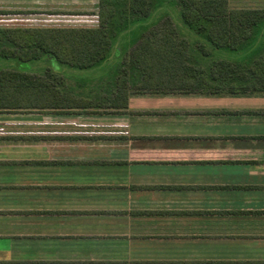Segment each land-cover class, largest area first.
Wrapping results in <instances>:
<instances>
[{"label":"crops","instance_id":"1","mask_svg":"<svg viewBox=\"0 0 264 264\" xmlns=\"http://www.w3.org/2000/svg\"><path fill=\"white\" fill-rule=\"evenodd\" d=\"M98 25V0H0V28ZM101 67L57 72L86 107L0 110V264H264V87L133 81L122 107Z\"/></svg>","mask_w":264,"mask_h":264},{"label":"trees","instance_id":"2","mask_svg":"<svg viewBox=\"0 0 264 264\" xmlns=\"http://www.w3.org/2000/svg\"><path fill=\"white\" fill-rule=\"evenodd\" d=\"M98 1L96 27L0 28V61L13 59L16 64L0 65V110H58L63 101H76L86 107L83 95L62 88L69 84L64 75L51 69L42 73L27 71L22 66L49 55L74 69L100 67L111 56L118 37L151 15L161 0ZM177 1L183 23L208 45L183 35L171 17L153 25L131 46L129 60L116 78V96L124 98L122 107L128 104V87L133 81L145 89H177L216 84L211 82L215 80L221 84L238 74L248 79L249 72L255 83L264 87L262 53L246 62L220 59L208 64L194 54L258 51L262 45L259 39L264 36V7L234 6L231 0ZM78 76L82 77L78 83L89 84V77Z\"/></svg>","mask_w":264,"mask_h":264},{"label":"rangeland","instance_id":"3","mask_svg":"<svg viewBox=\"0 0 264 264\" xmlns=\"http://www.w3.org/2000/svg\"><path fill=\"white\" fill-rule=\"evenodd\" d=\"M234 6H252V7H264V0H231ZM96 6L89 5V20L95 19ZM171 17L181 33L187 36L191 41L199 40L202 44L208 45L206 39L202 36L195 34L192 30H190L184 23L181 18V7L178 4L177 0H161L158 5L155 7L154 11L146 18L139 20L135 23L130 29L123 32L117 39V43L113 49L111 56L102 63V67L104 70H107V76L113 75L114 72H121L122 68H124L126 61L129 60L131 46L136 43L142 36L144 32H146L149 28H151L156 23H159L163 18ZM91 23V22H89ZM264 29V27H263ZM264 33V31H263ZM193 38V39H192ZM263 40V41H262ZM261 46H264V36H261L260 39ZM260 46L259 50L253 52L248 50L247 53L244 51H229V50H215L212 52L211 57H207L209 61L219 60V59H231V60H244L245 58L252 59L256 57L255 55L264 54V47ZM258 47V46H257ZM199 55L206 57V54L202 51H197ZM210 56V55H208ZM253 56V57H252ZM1 67H16L13 59H2L0 61ZM23 69L32 72L42 73L47 69H51L56 72H78L77 74H83L89 77L88 70H79L70 68L67 65L59 62L55 57H51L49 55L42 57L40 60L24 64Z\"/></svg>","mask_w":264,"mask_h":264}]
</instances>
